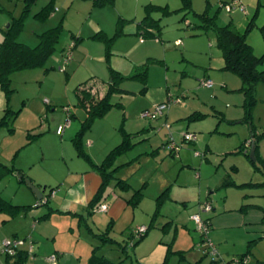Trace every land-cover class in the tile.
Here are the masks:
<instances>
[{
  "label": "rangeland",
  "instance_id": "1",
  "mask_svg": "<svg viewBox=\"0 0 264 264\" xmlns=\"http://www.w3.org/2000/svg\"><path fill=\"white\" fill-rule=\"evenodd\" d=\"M51 1L37 0L25 14L24 0H0V42L14 19L23 18L17 41L31 47L39 44L42 33L60 27L57 50L45 64L11 76V108L17 113L0 126V160L26 172L44 198L40 204L16 174L0 179L1 198L31 205L14 215L0 210V264H7L4 241L15 239L16 230L20 240L27 235L21 249L30 250L31 242L36 247L27 264H51L55 246L61 264H87L94 250L116 264H225L234 255L228 250L251 248L253 253L264 247L260 169L264 163L256 159L259 168L254 165L249 146L255 134L258 154L264 159V83L256 85L257 101L247 119L242 79L225 68L216 32L201 27L199 17L206 13L220 27L232 23L237 32L246 34L254 54L263 57L264 68V0H192L189 13L181 10V0H116L114 6L102 8L92 0H53L48 19L35 17ZM149 5L172 12L165 17L154 13L163 27L159 39L140 35L139 24ZM119 31L110 49L95 38L100 32L112 38ZM71 46L75 48L65 64ZM111 56L124 75L146 63L147 76L117 81L124 91L114 92L110 99L121 105L94 122L84 133L83 144L101 163L122 141L124 126L134 145L109 168L113 176L101 198L109 205L108 212L87 205L57 211L56 203L62 199L55 198L52 189L90 169L72 139L86 117L78 88L87 84L98 95L105 94L111 82ZM206 80H212V87L203 84ZM161 104L167 107L155 115ZM196 111L203 115L190 118ZM4 113L0 109V122ZM69 114L76 116L58 135L57 127L66 125ZM187 132L196 135L194 142L184 140ZM29 133L36 136L30 143ZM172 146L178 152L171 154ZM118 178L130 186H118ZM144 184L138 204L127 201ZM208 203L211 210L205 211ZM242 206L247 208L243 212ZM198 213L211 224L207 239L192 218ZM246 218L257 223L244 224ZM112 219L108 234L115 242H105L95 233L105 231ZM140 226H146L148 233L138 241L131 234ZM118 242L129 244L127 252Z\"/></svg>",
  "mask_w": 264,
  "mask_h": 264
},
{
  "label": "trees",
  "instance_id": "2",
  "mask_svg": "<svg viewBox=\"0 0 264 264\" xmlns=\"http://www.w3.org/2000/svg\"><path fill=\"white\" fill-rule=\"evenodd\" d=\"M95 7H112L115 5L116 0H92ZM183 7L182 11L189 13L192 11V0H181ZM37 3V0H24V13H28L33 5ZM53 0L46 5L39 13L35 15L37 18L48 19L50 14L53 12ZM145 17L139 24V30L142 31V36L144 38H156L159 39L158 36L162 33V24L161 19L157 20L154 18V13H161V16L165 17L172 12L168 7H160L149 5L145 8ZM202 21V26L204 29H212L217 34V42L218 47L223 51L224 59H225V68L231 70L235 74H237L243 82L242 90L245 96L244 105L246 107V118L249 119L251 116V110L255 105L257 98L255 95L256 85L259 82L264 83V68H261L260 65L263 63V57H257L253 52V47L247 42L246 34H241L237 32L233 27L232 23H229L226 26L220 27L216 23V19L214 17L208 16L206 13L199 16ZM185 20V18H184ZM23 27V18L14 19L7 30H4V39L0 42V86L7 97V107L5 109L4 116L1 119L0 126L4 124H8L9 119L13 118L16 115V111L10 107L11 95L13 92V88L11 87L12 82V74L16 71L22 69H29L39 67L45 64L47 59H49L57 50V45L59 43L60 37V27H55L49 29L42 33L39 38L40 42L37 46L31 47L29 45L20 43L17 41L18 35L20 34ZM121 35V31L117 32V34L108 38L103 32H100L95 36L96 39L104 41L108 44V49L111 48V45L114 39ZM77 44V43H76ZM111 82L109 84L107 92L101 96L98 95L97 92L93 90V87H88L87 84H83L78 88L79 95V106L84 108L87 112V116L82 121L81 128L77 132L75 138H73V143L76 147L77 153L79 156L83 157L87 161L91 162L99 171L102 176V183L100 188L90 203V208H94L100 201L104 193L105 186L109 180L110 176H113V171L109 170L112 166L116 157L123 152L129 150L134 142L131 141L130 133L124 132V136L122 141L116 145L109 154L105 157L103 162L100 164L93 163L91 156L84 149L82 138L84 133L91 129L94 122L102 117H104L110 109L114 106H120V102H112L110 99L111 94L118 91H124L117 84V81L125 78H141L143 80L146 79L147 76V65L146 63L141 66H137L135 68V72L124 75L115 69L111 68ZM73 114H69L71 118ZM203 114L200 112H196L190 116V118H199ZM123 129V128H122ZM29 143L36 136L34 134H30L28 136ZM253 141L255 143V156L257 161L262 160L264 163V159L258 154L259 153V145L257 141V136L254 134ZM184 140L186 138L184 137ZM194 142V141H189ZM251 142L249 146H251ZM242 146L240 150H243ZM176 152L174 149L171 150V153ZM254 165L257 168V161L251 158ZM264 172V166L260 168ZM7 174H16L19 178V182H25V178L29 177L27 174L17 168L15 165H8L0 160V179H2ZM233 181H228L227 184H233ZM117 185L122 188H128L130 183L122 178L117 179ZM146 184H144L141 188L135 190L132 198L128 201L133 204H138V201L143 196V189ZM168 192L166 189L163 192V195ZM162 195V196H163ZM161 196V197H162ZM0 210H8L11 213H17L20 210H27L30 205H14L10 201L0 198ZM43 203V200L40 201V204ZM48 203L46 200L45 204ZM47 214L43 217L46 218ZM210 228V223L205 220ZM112 229V223L108 225L105 231L101 233H95L100 237L101 240L105 242H115L114 238H112L108 233ZM148 233L141 234L140 236H136V234H131V237H135L138 241L142 240ZM205 234L203 233L202 236ZM137 241V242H138ZM254 242V240H253ZM120 244V248L123 252H127L128 243L118 242ZM6 254V262L7 264H27L29 259V251L26 249H21L20 247L16 248V252L14 254ZM247 255V254H243ZM240 255V256H243ZM230 262V260H229ZM228 262V263H229ZM89 264H116L115 262L110 261L108 258L104 256L98 255L95 250L93 251Z\"/></svg>",
  "mask_w": 264,
  "mask_h": 264
},
{
  "label": "crops",
  "instance_id": "3",
  "mask_svg": "<svg viewBox=\"0 0 264 264\" xmlns=\"http://www.w3.org/2000/svg\"><path fill=\"white\" fill-rule=\"evenodd\" d=\"M97 30H99V28L97 29ZM140 35L142 36V32L140 33ZM143 38V37H142ZM177 44H181V42H180V40H178L177 41ZM76 45L77 44H75L74 46L76 47ZM73 46V47H74ZM74 47V48H75ZM130 52H132V50H130ZM64 53V52H63ZM111 54H112V52H111ZM109 60H111V63H112V65L114 66H111L110 65V67L111 68H113V69H115L116 71H118V72H120V73H122L123 74V70H121V68H119V67H117V66H115L114 65V62H113V58H112V56L109 58ZM108 60V61H109ZM144 65V64H143ZM141 66V65H140ZM129 75V74H128ZM94 90V89H93ZM95 91V90H94ZM96 92V91H95ZM104 95V94H103ZM103 95H101V96H103ZM48 103V102H47ZM9 104H10V107H11V100H10V102H9ZM6 107H7V97H6V94H5V92L3 91V89H2V87L0 86V109H2L3 111H5V109H6ZM86 111V110H85ZM197 112V111H196ZM196 112H194V113H196ZM194 113H192L191 115H193ZM190 115V116H191ZM76 115L75 114H73L72 115V117H71V119L72 118H74ZM86 116H87V112H86ZM84 120V119H83ZM82 120V121H83ZM82 123V122H81ZM70 124H71V121H70ZM69 124V125H70ZM69 125H67V126H69ZM94 125V124H93ZM93 127V126H92ZM58 128L59 127H57V130H56V132H57V134L58 135H63V133H64V131H63V133L62 134H59L58 133ZM123 128V129H122ZM64 130H65V128H64ZM91 130V129H90ZM120 131H121V133H122V135L124 136V132H127V130L125 129V127L123 126V127H121L120 128ZM78 132V131H77ZM31 134V133H30ZM77 134V133H76ZM76 136V135H75ZM75 136H74V138H75ZM73 139V138H72ZM84 140V136H83V138H82V141ZM92 144V142L89 140V145H91ZM84 145V144H83ZM118 145V144H117ZM84 149H85V147H84ZM88 152V151H87ZM89 154V153H88ZM172 154V153H171ZM90 155V154H89ZM91 156V155H90ZM91 159H92V161H93V163H95V164H100V163H97V162H95L94 161V159L91 157ZM86 160V159H85ZM89 164H90V169H88L87 171H84V172H82V173H77L76 175H74V177L72 176L71 178H65L63 181H61V183H60V186L58 187V189H52V193L55 191V198H57V197H60L62 200H59L57 203H56V205L57 206H55V208H56V210L57 211H61L62 210V208L64 207V206H67L68 207V211L69 212H71V211H76L80 206H83V205H87L88 206V208H90L91 206H90V203H91V201L93 200V198L96 196V194H97V192H98V190H99V188H100V185H101V183H102V176H101V174L99 173V171L97 170V168L91 163V162H89V161H87ZM19 169H21V168H19ZM22 170V169H21ZM26 173V172H25ZM28 176V175H27ZM227 182L228 181H226V184H227ZM229 185V184H228ZM144 193V192H143ZM1 198V197H0ZM102 198V197H101ZM101 198H100V201H99V203L96 205L97 206V208L98 207H100L102 204H106L105 202H102L101 201ZM1 199H3V198H1ZM1 201V200H0ZM128 201V200H127ZM13 204V203H12ZM14 205H28L29 206V204H14ZM37 205H39V203L37 204ZM47 205H48V203H47ZM107 205V204H106ZM248 205V204H247ZM247 205H245V206H247ZM31 206V205H30ZM108 206V208H107V211H101V212H108L109 211V205H107ZM245 206H242V208H240L241 210H242V212H243V210H246L247 208H244ZM51 209H53L52 207H51ZM91 209H93V208H91ZM3 210V209H2ZM24 210V209H23ZM23 210H20L19 212H17V213H11L10 211H8V210H5V211H7V213H9V214H18V213H21V212H23ZM26 211V210H25ZM45 214H47V218L50 216V212H48V213H44L43 215H45ZM198 214H200V213H198ZM201 215V214H200ZM113 222H114V219H112V221L110 222V223H112L113 224ZM246 223H250V224H253V223H257V221H255V222H250V219H247L246 218V221L244 222V224H246ZM35 226V225H34ZM39 226V224L38 225H36L35 226V230L37 229V227ZM113 226V225H112ZM103 231V230H102ZM101 232V231H100ZM19 230H16V234H14L15 236H16V238L15 239H20V235H19ZM32 236H33V234H32ZM27 239V235H26V237L25 238H23L22 239V241H23V244L22 245H26V243L24 242L25 240ZM257 239H259V238H257ZM256 242V241H255ZM259 242V241H258ZM257 242V243H258ZM257 243H255V244H257ZM31 244H32V248L30 249V250H28L29 251V254L31 253V252H34V250H35V246H34V244H33V242H31ZM20 248H22L21 246H20ZM55 250L52 252L53 254L52 255H47V256H49V257H51V256H55L56 257V259L58 260V264H61L60 262H62V260H61V258L59 257V249L58 248H56V246H55V248H54ZM40 251V250H39ZM217 251L218 250H216V253H217ZM231 251V250H230ZM229 250L227 251L228 253H233L234 255H233V257H235V256H240V255H243V254H247L246 256L248 257V262H247V264H264V247H261V248H259L258 250H257V247H256V249H254L253 250V253H252V250H251V248H248V250H246L245 252H244V250H233L232 252H230ZM51 254V253H50ZM35 255H38V254H35ZM250 256V257H249ZM253 256H254V258H253ZM105 257V256H104ZM232 257V258H233ZM47 258V257H46ZM232 258H229V259H225L224 260V263L225 264H228V262H229V260H231ZM34 260H36V259H34ZM221 260H223V258H221ZM256 260V261H255ZM36 261H38V260H36ZM89 261H90V259H89ZM89 261H88V263L87 264H89ZM28 263V262H27Z\"/></svg>",
  "mask_w": 264,
  "mask_h": 264
},
{
  "label": "built area",
  "instance_id": "4",
  "mask_svg": "<svg viewBox=\"0 0 264 264\" xmlns=\"http://www.w3.org/2000/svg\"><path fill=\"white\" fill-rule=\"evenodd\" d=\"M72 49H73V46H71L67 49L65 64L68 63L71 59V50ZM203 84L208 86V87H212V85H213L212 80H206L203 82ZM166 107H167V104H161V105L156 106L155 115L162 114ZM70 121L71 120L69 117L65 126H63V125L59 126V128H58L59 134L63 133L64 128L70 124ZM184 137L188 141H195L196 140V135L193 133H190V132L185 133ZM249 144H250V142H249ZM171 148L174 149L176 152H178V149L176 148V146H172ZM107 208H108V206L106 204H102L99 207V210L100 211H107ZM204 210L205 211L211 210V206L209 203L204 206ZM192 218L196 223L197 230L204 233L205 234L204 238L207 239L208 233L210 230L208 224L205 222V220L202 219L200 214H194ZM147 230H148V228L146 226H140V227L134 229V233L136 234V236H140L141 234L146 233ZM22 244H23V241L20 239L6 240V241H4V252H7L8 254H14L16 252V248L20 247ZM32 247L33 246L31 244L30 249ZM213 253H216V250ZM49 260L51 261V264H57L55 256L49 257ZM247 262H248V257L246 255H243V256H236V257L232 258L228 264H247Z\"/></svg>",
  "mask_w": 264,
  "mask_h": 264
},
{
  "label": "water",
  "instance_id": "5",
  "mask_svg": "<svg viewBox=\"0 0 264 264\" xmlns=\"http://www.w3.org/2000/svg\"><path fill=\"white\" fill-rule=\"evenodd\" d=\"M251 142V152H250V157L253 159V160H256V156H255V143L253 140L250 141ZM25 183H27V185L36 193L37 195V199L39 201L43 200L44 198V195L41 193V191L39 190V188L37 187V185L29 178H25Z\"/></svg>",
  "mask_w": 264,
  "mask_h": 264
}]
</instances>
